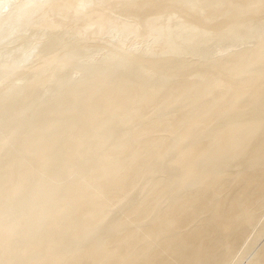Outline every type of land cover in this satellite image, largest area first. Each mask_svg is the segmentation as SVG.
<instances>
[{"label":"bare ground","instance_id":"obj_1","mask_svg":"<svg viewBox=\"0 0 264 264\" xmlns=\"http://www.w3.org/2000/svg\"><path fill=\"white\" fill-rule=\"evenodd\" d=\"M15 1L0 0V9ZM47 1L20 0L19 6L5 20L0 18V26L5 27L14 21L19 22L18 29L22 27L30 31L33 23L31 13ZM74 1L54 0L53 6L43 5L40 22L47 30L53 31L67 27L71 20L81 16L87 25L80 37L95 36L97 31L92 33L90 27L96 19L97 6L61 8ZM202 1L208 3L207 10L199 8ZM109 3L117 6L119 15L109 19L100 15L96 22L101 32L113 36L122 31L137 32L141 26L133 27L129 22L122 24L121 18L132 16L140 19V24L153 38L152 47L159 53L148 64L165 75L171 71L173 63L183 67L187 65L183 56L191 44H199L198 54L212 45L206 35L214 29L226 30L225 34L222 33L225 37L222 43L242 42L250 47L244 59L236 60L235 56H230L201 77L186 81L182 77H156L151 80L165 81L149 84L150 79L143 75L146 63L141 59L137 60L140 66L130 70L126 65V71L121 75L112 70H107L105 75H92L88 83L68 91L64 101L43 119H39L38 113L27 110L24 104L30 103L33 96L46 87L47 81L43 77L47 73L53 71L58 75L64 72L66 77L71 73L78 74L86 65L97 68L103 64L91 62V54L82 46L77 53H71L73 51L67 42L73 36L68 29L63 38L51 37L43 47L21 53L24 60H45L50 57L51 49L62 42L67 44L65 51L70 55L64 59L52 56L53 59L34 68L28 76L0 91V130L9 129L3 140L15 142L8 150L0 142V160L6 159V164L0 167V203L5 202L4 211H0V264H192L194 259L193 264H221L217 258L229 253L224 244L233 245L225 239L234 236V228L238 229L235 222L243 224L242 216L244 219L249 211L253 212L250 208L257 209L258 200L257 203L251 201L256 198L246 195L248 192L243 188L256 185L258 190L264 188V117L262 120L257 117L264 113V24L258 19L249 21L253 14L264 16V0H190L186 7L193 12L192 24L170 12L171 4L181 6L182 0H109ZM49 11L51 15L46 18L44 14ZM163 12L165 14H161ZM201 19L219 20L220 24L208 25L204 29L199 24ZM169 22L174 24V28L168 29ZM232 25L239 26L231 29ZM112 47L121 49L123 44L118 39ZM221 65L222 72L215 70ZM14 68L8 64L6 56L0 58V77ZM27 82L29 86H26ZM212 93H217L216 97L206 100ZM60 94L54 91L52 97L42 104L55 103ZM201 102H204L202 109L192 111V116L173 113L172 106L176 104ZM160 103L164 108L162 117L142 118L144 109L147 111ZM117 115L123 120L128 116L136 119L137 125L129 135L128 145L116 146L115 135L108 136V129ZM28 120L39 121L37 127L30 126ZM174 132H177L178 139L169 149L170 142L163 141L160 135ZM206 137H214L210 146L201 143ZM134 143L141 145L134 147ZM60 163H65L61 177L70 185L65 198L75 204L69 212L65 211V204L58 203L59 193L47 177L48 171L62 169ZM238 165L242 170L234 173V181L238 187L243 186L239 192L243 191L242 195L245 193L246 198L252 199L248 201L244 197L241 200L242 195L236 194L228 208H224L223 198L211 205L205 194H189L179 199V205L165 207L168 208L165 214L154 212L148 222L158 218L159 221L154 223V228L148 226L145 230H141L142 222L137 210L127 213L129 199L112 207L122 213L115 220L110 214H103L101 209L104 202H109L111 190H124L133 184L136 176L141 175L146 188L150 189L143 206L164 198L160 193L161 186H151V181L159 174L170 183L179 180L181 187L205 179L213 196L228 197L230 175ZM254 169L259 172H254ZM91 186L93 190H89ZM206 190L204 188L203 192ZM47 210H51L50 217L45 216ZM18 213L26 217L21 231L15 230L13 224ZM206 214L211 216L202 221ZM26 231L32 233L35 244L23 251L11 240L22 238ZM86 232L91 235L85 242L89 244L88 250L75 257L73 254L80 247L79 238ZM218 232L220 236L215 235ZM68 236L73 238L65 242L63 239ZM143 245L146 247L141 248ZM219 245L227 247L224 255ZM218 246L221 252L217 251V257L209 253ZM247 249L245 251L250 250L249 247ZM255 250L257 253L252 254L260 256H253L257 259L251 260L252 264H264V249L263 253Z\"/></svg>","mask_w":264,"mask_h":264},{"label":"rangeland","instance_id":"obj_2","mask_svg":"<svg viewBox=\"0 0 264 264\" xmlns=\"http://www.w3.org/2000/svg\"><path fill=\"white\" fill-rule=\"evenodd\" d=\"M38 1L42 2V0H38ZM53 1L54 0H48L46 3H41L39 6L34 8L33 12L30 15L31 22H33L31 25L30 31H26V29L22 27L18 29L19 22H14V21L9 22L7 25H5V27L0 26V58L2 57L5 58L6 56V61L8 62V64L15 67L13 70L8 71L3 77H0V91L5 89L7 85L16 83L20 81L21 79L25 78L26 76H28L34 68H36L37 66H40L46 61H50L51 59H53L51 58L52 56H59L63 59L65 57H69L70 52L65 51V49L67 48V44L62 43V42L57 43L56 46L51 49L52 52H51L50 57L48 58L49 60L48 59H45V60L36 59V61L34 62L33 58L24 60L20 56L21 53L23 52H27V51H31V50H35V49L43 47L44 45L48 43L51 37L63 38V35L66 29H68L73 36L67 42L68 44H70V50L73 51L71 53H77L79 51L78 48L82 46L86 50H88L87 52L89 54H91L92 56L91 62L95 61L94 62L95 65L99 63H102L103 65L98 66L97 68H92L91 65H86L79 71L78 74L71 73V74H68L66 77L63 76L64 72H61L60 74L57 73L58 75H55L53 71H51V73L49 74L47 73L43 77L44 81L45 79L47 81V82L45 81L46 87L43 90L38 91L37 94L33 96V99L30 103L24 104L27 110L30 109L33 111L32 113H38L39 119H43L47 115L52 114L53 112L52 110H54L57 107L59 102L64 101L63 98H66V94L68 91L76 89L80 87L81 85L88 83L90 79L93 77L92 75L102 74V73H104L103 75H105L107 70H110V71L112 70L113 73L121 75V74H124L127 66H128V69L130 70H133L137 68L138 66H140L141 63L140 64L137 63V60L141 59V60H144L146 63L143 65V75L150 79L149 84L157 85V83H161L162 81H165V80H156V81L151 80L156 77H162V78H168V79H171L174 77H182V80L186 81V80H190L192 77H201V74L206 72L208 69L213 68L216 65L224 62V60L230 56H235L234 58L236 60L244 59L245 56L247 55L246 53L247 49L250 47V45L243 44L242 42H234L229 45L222 43V40L225 38L224 32L226 30L219 31V29H214V31H210L206 35V38L211 41L209 43H213L212 45L208 46L204 52L198 54L196 50H198L199 44H191V46H189L188 48L189 51H187L183 56L187 65L183 67L179 63H173L171 71L168 73V75H165V74H162L161 72L155 71L152 68V66L148 64L152 59L158 56L159 53L157 49L152 47L153 38L149 35V33L145 31V28L140 24L141 22L140 19H136L135 17H132V16H126L124 18H121L122 24L129 22L133 25V27L134 26H138V27L141 26V27L137 32H130V31L123 32L122 31L121 33L120 32L115 33V35L113 36L111 34L110 35L107 34L106 32H101L100 25L96 22L98 21L97 18L100 17V15H104L107 19L114 17L115 15H119V10H116L117 6L111 5L109 3V0H75L73 4L64 5V6L62 5L61 7L62 9L63 8L72 9L73 7L85 8L86 6H92V5L97 6L96 19H94V22H91L93 24H91L92 26L90 27L91 32L95 33V31H97V34H95V36L90 35L87 38H81L80 34L83 32V28L87 25L86 20L81 16H79V18H75L71 20L69 25L62 29L52 31L51 29L47 30L43 26V23L40 22V19L42 18V13L44 12V9H42V6L43 5L47 6L48 4L53 6L55 5ZM189 1L190 0H182L183 5L181 6H175L174 4H171L172 11L170 10V12H172L177 17H180L183 21L184 20L189 21L190 24H192V21H193L192 13L193 12L188 10L186 7V3ZM20 3H21L20 0H16L13 4L7 7H1L0 9L1 20H5V18H7L15 10V8L19 6ZM201 3L202 4L199 6V8L207 10L208 3L204 1H202ZM5 8L7 9L5 10ZM161 14H165V13L163 12ZM50 15H51V11L45 12L44 14L46 18H48ZM256 19H258V21L261 20V22L264 24V16L257 17V15L253 14L252 18L249 21L253 22V21H256ZM199 22H200L199 24L204 29L208 28V25L218 26L220 24L219 20H214L210 22V21H205L201 19ZM236 26H239V25H232L230 27L231 29H233ZM167 27L168 29H172L174 28V24L169 22L167 24ZM166 31L168 30L166 29ZM48 35H50V37ZM118 39H120L123 44V48L121 49H116L112 47L116 44ZM2 41H4V43H2ZM240 41H243V40L241 39ZM110 47H112L113 49H110ZM37 55H40V54H37ZM132 55L135 57L132 58L131 57ZM81 62L84 63L85 61L83 62L81 60ZM120 65H123V67H120ZM215 70L222 72L223 65L216 67ZM29 85H30L29 82H27L26 86H29ZM54 91H57V92L59 91L61 93L58 97V100H56L55 103H53V101H50L47 103V105H43L42 104L43 101L47 98L52 97V95L54 94ZM216 94L217 93L210 94L206 100H213L214 97H216ZM167 97L168 95L166 94L165 98ZM157 104L152 106L151 107L152 109H149L147 111H145L144 109L142 112V118L154 117L157 119V118L162 117L164 108H162V103H160V105H157ZM203 104L204 102H201L199 104H187V105H183V104L177 105L176 104L172 106L174 107L172 110L174 114L183 113L184 115L192 116L194 115L192 111L202 109ZM257 117L262 120V118L264 117V113L263 112L259 113ZM114 120L115 121L114 122L112 121V125L108 129V136L112 137L113 135H115L114 145L116 146H119L122 144L128 145L130 143L129 135L130 133L134 131L137 125L136 119L132 116H128L127 120H123L120 118V115H117L114 118ZM23 122H25V120H23ZM38 122L39 121H29L28 120V124L32 127H37ZM8 131L10 130L5 129V128H2L0 130V142H2L1 146L5 145L3 147L5 150H8L15 143L12 140H8V141L3 140V138L7 135L6 133H8ZM160 138H162L163 141L170 142L169 149L173 148L174 143L178 139L177 132H174L173 134L168 133L167 136L165 134H161ZM213 140H214V137H206L201 140V143L202 144L204 143L210 146ZM140 145L141 143L133 144L134 147H138ZM167 153L168 152H166V154ZM173 155L170 157L169 161L167 162V165L170 164V161L172 160ZM5 160L6 159L0 160L1 168L6 164ZM60 164H62L63 166L62 169L61 170L58 169L57 170L58 172H55L54 170L48 171L47 177L50 179L51 186L54 189H56L57 192L59 193L58 203L63 204V205L65 204L66 205L65 211L69 212L73 208V206H75V204L71 203V201L67 202L65 198L66 197L65 192L67 191L70 185L67 182H65L64 179L61 177V175H63V173L65 172L64 170L65 163H60ZM239 169H240V165L236 166L235 168H233L232 173L230 175L231 181H229L228 187H227L228 192H229L227 194L228 197L227 196L226 197L213 196L211 187L208 185V183H206L207 181H205V179L200 180L198 183H189V185L185 187H181L179 180H176L173 183H170V182H167V180L159 174L155 176V178L151 181V186H161L160 193L162 197L164 198L160 200L159 202H154L153 204L147 203L145 204V206H143L142 202L145 199H147L148 196L150 195V189L146 188V183H144V179L141 175L138 177L136 176V178L133 181V184L129 185V187H127L126 189L121 190L119 192L111 190L108 193V199H110L109 202H104L105 204L104 203L103 204L105 206L102 204L103 208L101 209H103L104 211L103 214L105 215L110 214V216L112 217L111 219L115 220L119 216H122V213L120 210L115 209L116 207H114L113 209L112 207L117 202L120 204L126 201V199H129L130 205L127 210V213L133 210H137V212L139 213V216L141 217V222H142L140 223L141 230H145L148 226H151L150 228H154L153 227L154 223H157L159 221V218H158L156 221H153L150 223L148 222L149 219L151 218V215L154 212H158L159 214H165L166 210L168 209L165 207H167L169 204H172L171 207H175V205H179V199H182L185 196H189V194H192L194 196H200L201 194L203 195L205 194V197L207 196L209 198V202L211 205L215 204L217 201H219V199L223 198V206L224 208H228L230 204L232 203V199L234 198V195L236 196V194H239L240 196L242 195V192H243L241 191L243 186L240 187V185L238 184L239 185L238 187L233 178L234 173L242 170V169L240 170ZM253 171L259 172V170H256V169H254ZM205 176L216 178L217 175L216 174H206ZM168 183L173 184V185H170ZM204 188H206L207 190L203 192ZM239 188H241L240 189L241 192H239ZM247 188H249V190H246ZM247 188H243L245 189L244 192L245 191L248 192V193L246 192L247 193L246 195L252 196V198L255 197L256 199L251 198L252 199L251 200L250 197L246 198V196H244L245 195L244 193L240 197L242 198L241 200H243L244 197L247 200L248 199H250L251 201L255 200V203L258 202L256 205L259 204L260 206L258 205L259 206L258 207L254 204L255 207H257V209L250 208V209H253V212L255 209V212L253 213L252 210L249 211L250 212L248 213L249 218L246 215L244 216V219L242 215H241L242 218L241 216L239 217L241 218L240 220L243 221V224L245 220L247 219L250 220V222H248L249 220L245 221V224H246V225L244 224L245 226L241 224L242 222L240 224L243 227L239 223L237 224V221L235 222L234 225L238 229L235 230L236 228H234V231L232 232L234 236L232 237L230 236L233 240H231L230 237H229L230 239L229 238L225 239V242L226 240L227 241L230 240V242L233 243V245L231 244L232 246H230L229 243H228L229 245H226L227 243L224 244V246L228 247V249L226 250L227 247L225 248H223L224 246L222 247L224 241L221 242L222 245H219V246H221L223 250L224 249L226 251L229 250L228 254L224 253L225 250L222 251L223 255L225 254L224 256L227 257L226 259H223L225 257L221 256L222 254H220V256L223 257L222 259L221 257L219 259V256H218L217 259L220 260L219 262H221V264H252L253 263L252 261H255V258L257 257L256 255L252 254L254 252L255 254L257 253V251L256 250L253 251V249L256 248L258 250V253L262 250L261 252L263 253V249H264V192L262 191L264 190V188L259 189L260 196L258 194L259 190L257 189L259 188L258 185L251 186V188L250 187H247ZM90 189L93 190V187L89 188V190ZM262 193H263L262 195L263 197L261 196ZM260 197L262 198V200H260L261 199ZM247 200H244V201H247ZM256 200L258 201L256 202ZM116 206H119V205L116 204ZM4 207H5V202L1 201L0 211H4ZM49 211L51 210L46 211L47 213V214L45 213L46 217H50ZM251 214L252 216L250 217ZM231 215L232 214H230V216ZM209 217L206 214V217L204 216L201 219L204 218L202 220L204 221V220H207V218L209 219ZM13 219H15L13 222L15 226V230L21 231V229L23 228L26 222V217L22 213H18L14 216ZM240 220L238 219L239 222ZM216 234L218 235L219 232L215 233V235ZM220 234L218 236H220ZM90 236H91L90 233L86 232V234L82 235L79 238L80 247L73 254V256L76 257L77 255L79 256L83 255L88 250L89 244L87 243L85 244V242L88 238H90ZM72 238H73L72 236H68L64 238L63 240L65 242H69L71 241ZM11 242L13 243V245H16L23 251L25 248H27V246L31 244H35V240L32 236V233L29 231L23 232L22 238L12 239ZM42 244L47 245L46 243H42ZM52 245L56 246V244H52ZM219 246L214 251L213 250L212 252L209 251V253L216 255L217 257V254L219 255L218 252L221 250ZM229 246L232 250L229 249ZM145 247L146 245H143L141 248H145ZM248 247L250 248V250H251V247H253L251 252L250 250L245 251V250H248L247 249ZM228 255H232V256L230 257ZM132 256L130 258H132ZM253 256H256V257L254 258ZM259 256L260 255H258V257ZM194 262H195V259L191 263L193 264Z\"/></svg>","mask_w":264,"mask_h":264}]
</instances>
